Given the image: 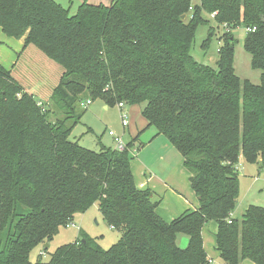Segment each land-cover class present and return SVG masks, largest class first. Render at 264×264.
I'll list each match as a JSON object with an SVG mask.
<instances>
[{"label": "trees", "instance_id": "16d2710c", "mask_svg": "<svg viewBox=\"0 0 264 264\" xmlns=\"http://www.w3.org/2000/svg\"><path fill=\"white\" fill-rule=\"evenodd\" d=\"M207 16L246 30L258 84L235 74L230 31L215 69L194 59ZM0 33L62 68L43 106L0 63V264H209L208 223L222 264H264V207L233 216L240 161L264 169V0H81L72 15L55 0H0ZM87 100L141 106L146 130L180 154L197 207L163 221L135 185L132 142L92 151L70 141ZM93 204L120 232L116 244L103 249L81 231L48 261H29Z\"/></svg>", "mask_w": 264, "mask_h": 264}, {"label": "rangeland", "instance_id": "374dc122", "mask_svg": "<svg viewBox=\"0 0 264 264\" xmlns=\"http://www.w3.org/2000/svg\"><path fill=\"white\" fill-rule=\"evenodd\" d=\"M55 1L62 7L69 9L71 15L76 12L81 4V0ZM192 1L196 2L197 0ZM207 19H209L207 24L198 26L193 40L191 53L194 59L198 63L215 69L218 49L221 44L219 38L223 32L230 31L236 41L234 44L233 63L235 74L241 80H249L253 84H258L260 72L251 68L250 56L243 49L246 30L241 26L230 30L228 27L217 26L209 16H207ZM208 38L209 42L203 48L202 43L206 42ZM0 45L1 47L9 48L5 43ZM18 55L19 53L16 54L17 65L13 66L11 70L7 69L11 71L13 77L21 84L23 89L34 96L39 105L45 106L51 91L58 83L62 68L46 58L34 46H28L19 57H17ZM140 112L141 106L138 105L125 104L121 109L115 105L105 109V105L100 100L94 101L86 107L81 122L72 129L69 140L78 142L80 146L92 151H99L101 148L117 149L114 142L116 137L121 139L123 145L132 142L131 154L133 155V161L131 167L147 168L146 170L151 167H157L161 157H166L163 148L161 149L164 141L174 156H176L174 160L170 161L171 164L169 165V168H174L177 165L176 163L181 161L180 154L171 147L163 136L157 139L158 141H151L155 130L153 128L146 130V122ZM50 119L53 120L52 117ZM122 119L128 123L125 128L121 124ZM110 131L114 133V136L108 135ZM150 171L152 172L151 180H149V174L151 173L144 176L143 171H136L134 177L135 179L138 177V181L140 180L141 182L148 181L150 191L160 197L162 200L160 205L162 206L160 209L162 215L168 213L169 209L175 206L183 208V211L190 208L189 201L193 203L194 197L189 186L181 190L180 194L185 197L183 198L176 193H171L165 187L161 179L162 171ZM238 171L239 198L235 209L238 212L235 216L237 219L241 217L242 212L240 210H242V205L245 201H249L248 203L251 205L264 207V169L257 165L246 164L241 160V164L238 165ZM194 203H196L195 200ZM163 216L166 217L167 214ZM213 227V223H208L202 232L204 233L205 252L212 259V263L216 264L217 256L214 246L216 231H214ZM81 231L92 238L103 249H108L116 244L121 236L120 232L108 226L99 212L97 204H93L84 214L75 217L72 224L59 228L52 241L48 243L47 248L43 246L35 247L29 254V261L34 263L40 258L42 261H48L50 255L58 248L75 243L79 239ZM180 240L181 238L177 240L178 247L181 249L186 248L188 242L186 244L183 241L180 244ZM182 240L185 239L182 238Z\"/></svg>", "mask_w": 264, "mask_h": 264}, {"label": "crops", "instance_id": "0c3cea01", "mask_svg": "<svg viewBox=\"0 0 264 264\" xmlns=\"http://www.w3.org/2000/svg\"><path fill=\"white\" fill-rule=\"evenodd\" d=\"M0 43H5L7 45V47L9 48H4V47H1L0 45V63L7 69L9 68L11 70V68L14 66H16V61H18L16 59V54L19 53V55H21V53H23L25 51H23V40H19V41H14V40H11V39H7L5 38L1 33H0ZM19 55L17 57H19ZM108 108L107 106H105V109ZM160 137H162L161 135L159 136H155V133L152 135V138H151V141H158L157 139H160ZM168 142V141H167ZM142 146V145H141ZM147 147V146H146ZM163 148V151L166 155V157H161V160L160 162L158 163V166L157 167H151V168H148L149 170H146L147 168H132L131 167V171H132V174H133V178H134V182H135V185L137 186L138 189H141V190H145V189H150L149 185H148V181H145V182H141L140 180L138 181V177L135 179L134 177V174L136 173V171H140V172H144V176L149 174V180H151L152 178V171H162V180H163V184L165 185V187H167L171 193H176L178 194L179 196L185 198L182 194H180L181 190H184L187 186H189V174L188 172L185 170V168H183L182 166V160L178 163H176L177 165L174 166V168H169V165L171 164L170 161L174 160L176 156H174L173 152H171V150L169 149V147L167 146L166 142L163 141V145L161 146V149ZM134 152V151H133ZM132 164V163H131ZM241 164V161L239 163V165ZM172 166V165H171ZM180 167V168H179ZM190 189V188H189ZM152 192V191H151ZM194 197V196H193ZM152 201L153 202H159V206L156 210L158 216L165 222H170L171 220L179 217L181 214L185 213L186 211H189V210H192L194 208L197 207V201L196 199L194 198L192 201L193 203H191L188 199H185L186 201H189V204H190V208L187 209L185 211H183V208H178V207H172L169 209L167 216L164 217L163 215H166V214H163L162 215V211H160V209L162 208L161 203H162V200L160 199L159 196H157L155 193L152 192V197H151ZM194 200L196 203H194ZM249 201H245L243 202V207H242V210H240V212H244L246 210V208H248L251 204L248 203ZM255 206V205H254ZM260 207V206H259ZM171 212V213H170ZM238 212L235 211L234 213V217L236 216ZM242 215V214H241ZM214 224V223H213ZM214 231H216V225L214 224ZM204 233L202 232V238H203V246H204ZM181 238L180 240V244L183 243H186L188 242V239L184 236H179L177 238V240ZM182 238H184L185 240H182ZM214 246H215V242H214ZM205 249V247H204ZM216 258H217V261H216V264H222L219 259H218V253L216 252ZM208 257V256H207ZM208 259L212 262V259L208 257ZM253 264L249 261H244L243 264ZM215 264V263H214Z\"/></svg>", "mask_w": 264, "mask_h": 264}, {"label": "built area", "instance_id": "2783aa9c", "mask_svg": "<svg viewBox=\"0 0 264 264\" xmlns=\"http://www.w3.org/2000/svg\"><path fill=\"white\" fill-rule=\"evenodd\" d=\"M247 31H254V29H252V30H250V29H248ZM90 101L89 100H87V101H85L83 104H82V107L83 108H86L87 106H89L90 105ZM118 107L121 109V108H123V104H119L118 105ZM122 126L125 128V127H127L128 126V123L124 120V119H122ZM108 135L109 136H114V133L113 132H109L108 133ZM114 142L116 143V146H117V149L118 150H120V149H122L123 148V144H122V142H121V139L120 138H114ZM209 264H213L211 261H209Z\"/></svg>", "mask_w": 264, "mask_h": 264}, {"label": "water", "instance_id": "95a60500", "mask_svg": "<svg viewBox=\"0 0 264 264\" xmlns=\"http://www.w3.org/2000/svg\"><path fill=\"white\" fill-rule=\"evenodd\" d=\"M184 18H185V16L182 17V19H184ZM47 247H48V244H45L44 248H47Z\"/></svg>", "mask_w": 264, "mask_h": 264}]
</instances>
